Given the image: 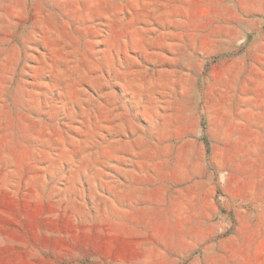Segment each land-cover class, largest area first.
<instances>
[{
	"label": "rangeland",
	"instance_id": "374dc122",
	"mask_svg": "<svg viewBox=\"0 0 264 264\" xmlns=\"http://www.w3.org/2000/svg\"><path fill=\"white\" fill-rule=\"evenodd\" d=\"M0 138V264H264V0H0Z\"/></svg>",
	"mask_w": 264,
	"mask_h": 264
},
{
	"label": "bare ground",
	"instance_id": "6f19581e",
	"mask_svg": "<svg viewBox=\"0 0 264 264\" xmlns=\"http://www.w3.org/2000/svg\"><path fill=\"white\" fill-rule=\"evenodd\" d=\"M251 1H254V0H251ZM149 20V19H148ZM148 23V22H147ZM147 23H144L145 25ZM148 26V25H147ZM144 30V29H143ZM212 35V34H211ZM140 36V35H139ZM139 40V39H138ZM143 43V42H142ZM109 45L111 46V44L109 43ZM222 73V72H221ZM158 76V75H157ZM162 77V76H160ZM164 78V77H163ZM233 78H235L234 74L231 73L230 71L227 73V74H221L218 76L217 78V82L218 84L224 86L226 89L224 90V94H225V98L221 99L220 101L216 102V106L218 109H220V111L223 109V107L225 106L226 102H227V99H228V96L227 94H230V92L232 91V87H231V83L233 81ZM168 86V85H166ZM218 86V85H217ZM221 86V87H222ZM130 87H133V86H130ZM167 88V87H166ZM219 88V87H218ZM222 90V89H221ZM222 95V93L220 94ZM244 101V100H243ZM242 101V102H243ZM228 109V108H227ZM148 115H146L147 117L150 115L149 113H147ZM167 121L169 120H165V122L167 123ZM165 130L164 126H160V128L158 129V133H163ZM162 135V134H161ZM4 139V137H3ZM3 139L0 138V151L2 150L3 151ZM190 152V151H189ZM191 154V153H190ZM129 197H133V193H130L129 194Z\"/></svg>",
	"mask_w": 264,
	"mask_h": 264
},
{
	"label": "water",
	"instance_id": "95a60500",
	"mask_svg": "<svg viewBox=\"0 0 264 264\" xmlns=\"http://www.w3.org/2000/svg\"><path fill=\"white\" fill-rule=\"evenodd\" d=\"M128 19H129V17H128Z\"/></svg>",
	"mask_w": 264,
	"mask_h": 264
}]
</instances>
